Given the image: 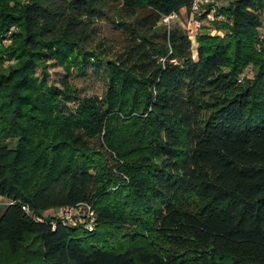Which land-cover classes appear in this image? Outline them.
Returning <instances> with one entry per match:
<instances>
[{"label":"trees","instance_id":"trees-1","mask_svg":"<svg viewBox=\"0 0 264 264\" xmlns=\"http://www.w3.org/2000/svg\"><path fill=\"white\" fill-rule=\"evenodd\" d=\"M192 1L0 0V252L25 247L14 264H264V0L221 6L224 34L197 32L196 58L180 26L156 29ZM89 61L101 97L69 81ZM81 203L92 230L43 216Z\"/></svg>","mask_w":264,"mask_h":264},{"label":"rangeland","instance_id":"rangeland-1","mask_svg":"<svg viewBox=\"0 0 264 264\" xmlns=\"http://www.w3.org/2000/svg\"><path fill=\"white\" fill-rule=\"evenodd\" d=\"M149 13H151L150 10H143L138 14V16L139 18H141V17L146 16ZM139 23L143 24V28L145 30H152L153 28V26L147 21L142 20ZM162 23L166 24L164 23V21L161 20L160 22H158L156 29L162 30V26H161ZM169 26L170 27L180 26L182 29H184L188 33L189 39L191 40V53L194 58H196L197 42L195 39V35L197 32L205 31V32H211L212 34H220L221 36H223L224 34L223 29H218L213 24H206L205 28L196 27L190 21L185 10H182L177 16L172 18L170 20ZM102 27L104 28V32L106 36L109 38V40L114 42L116 45H118L119 42H121L123 35L120 32L116 31L110 25H107L105 23H102ZM259 38L260 39L264 38V25H262L261 28L259 29ZM6 42H8V40H6ZM255 48L257 50L258 43L256 44ZM9 62L12 63L14 62V60L5 61L4 65H6ZM102 64L103 63L89 61L85 63L83 68L81 69L72 68L70 70L69 81L73 86H75L78 89V94L80 97L93 96V95L98 96V97L103 96L107 88V76L104 72V67ZM47 69H48V76L46 77L47 81L49 83L60 86L61 81L64 79L65 74H66L65 69L61 65H59L55 60L48 61ZM36 73L39 76V78L41 79L43 78V72L41 68L38 66H36ZM253 73H254V66L250 64L244 69L242 76L252 77ZM74 106H75V99L61 103L60 108L61 110L67 113H70L73 111ZM14 142H15V139L10 140V145L13 146ZM6 203H7V200L5 198H0V212L3 210L4 205ZM54 213H55L54 209H50V210L45 211L43 216L53 215ZM85 222L84 223L77 222L76 224H81L86 227V225H88L90 221L86 220ZM30 242L31 240L29 238H26L22 246H25L29 243V245H27V248H29L28 246H31L30 248H34L33 244ZM24 254H25V247H22L16 254H11L10 252H7L6 250L4 251L2 250L0 252V264L18 263L24 258Z\"/></svg>","mask_w":264,"mask_h":264},{"label":"built area","instance_id":"built-area-1","mask_svg":"<svg viewBox=\"0 0 264 264\" xmlns=\"http://www.w3.org/2000/svg\"><path fill=\"white\" fill-rule=\"evenodd\" d=\"M228 1L229 0H193L190 8H184V10L186 11L190 21L196 27L200 28L203 24H210L213 21L222 20L224 16L219 9L221 6L227 4ZM177 15V13L165 15L161 20L169 26L170 20ZM24 208L27 209L26 206H24ZM54 211L55 213L53 215L64 224L74 225L77 222L84 223L88 220L90 222L86 225V227L89 230L94 228L95 215L91 210V207L87 204L81 203L76 206L57 207Z\"/></svg>","mask_w":264,"mask_h":264},{"label":"crops","instance_id":"crops-1","mask_svg":"<svg viewBox=\"0 0 264 264\" xmlns=\"http://www.w3.org/2000/svg\"><path fill=\"white\" fill-rule=\"evenodd\" d=\"M184 10V8L181 9V11Z\"/></svg>","mask_w":264,"mask_h":264}]
</instances>
